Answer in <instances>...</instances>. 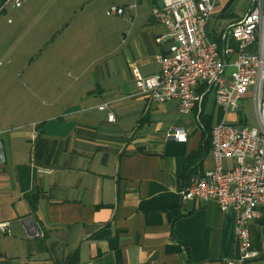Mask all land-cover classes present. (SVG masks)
Listing matches in <instances>:
<instances>
[{
	"label": "crops",
	"instance_id": "0c3cea01",
	"mask_svg": "<svg viewBox=\"0 0 264 264\" xmlns=\"http://www.w3.org/2000/svg\"><path fill=\"white\" fill-rule=\"evenodd\" d=\"M131 4L121 57L101 71L94 89L63 99L65 91L51 87V100L29 108L32 117L23 118V106L9 115L0 110V264H222L234 255V212L180 192L213 166L205 122L246 120L202 86L201 102L186 114L176 99L135 93L130 65L143 75L157 72L154 56L170 39L152 13ZM214 8L211 19L229 13ZM230 23L208 29L209 38L220 45ZM101 102L113 122L95 108ZM170 126L183 128L185 141L167 136ZM257 210L248 222L256 255L236 264H264V206Z\"/></svg>",
	"mask_w": 264,
	"mask_h": 264
},
{
	"label": "built area",
	"instance_id": "2783aa9c",
	"mask_svg": "<svg viewBox=\"0 0 264 264\" xmlns=\"http://www.w3.org/2000/svg\"><path fill=\"white\" fill-rule=\"evenodd\" d=\"M24 1L0 0V11L7 6L18 8ZM157 1L152 15L165 27L170 44L166 52L154 56L157 72L143 75L130 65L136 94L155 102L176 99L177 111L186 114L202 100L198 86L211 90L215 103L230 111L253 87L256 126L212 124L213 166L193 176L180 192L184 200L212 199L221 211H233L235 253L222 264L249 260L256 253L250 249L248 222L264 206V0H249L244 14L222 31L220 45L208 36L215 0ZM124 11L123 5H111L105 13L119 16ZM95 108L106 111L109 122L115 120L107 102ZM196 122L204 130L199 115ZM167 136L186 139L184 129L176 126L168 128Z\"/></svg>",
	"mask_w": 264,
	"mask_h": 264
},
{
	"label": "rangeland",
	"instance_id": "374dc122",
	"mask_svg": "<svg viewBox=\"0 0 264 264\" xmlns=\"http://www.w3.org/2000/svg\"><path fill=\"white\" fill-rule=\"evenodd\" d=\"M248 2L215 0L214 12L225 8L229 13L210 18L208 29L224 28L231 14L241 17ZM131 3L137 5L134 12L147 15L158 1L25 0L18 8L7 6L0 11V110L9 115L23 106V118L32 117L29 108L51 100V87L64 90L63 99L76 90L94 89L101 71L105 73L112 59L121 57L120 37L130 23L127 5ZM120 4H125V14L105 13L111 5ZM237 109L246 125L256 126L253 92Z\"/></svg>",
	"mask_w": 264,
	"mask_h": 264
},
{
	"label": "trees",
	"instance_id": "16d2710c",
	"mask_svg": "<svg viewBox=\"0 0 264 264\" xmlns=\"http://www.w3.org/2000/svg\"><path fill=\"white\" fill-rule=\"evenodd\" d=\"M205 126H206V129H205V133H206V138H205V147H204V149L205 148H207L208 149V147H210V125H208V124H206V122H205Z\"/></svg>",
	"mask_w": 264,
	"mask_h": 264
}]
</instances>
